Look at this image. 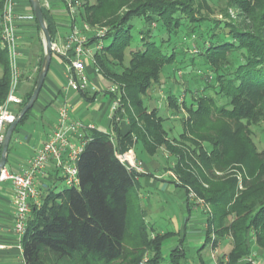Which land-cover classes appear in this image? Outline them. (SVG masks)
Segmentation results:
<instances>
[{
	"label": "trees",
	"instance_id": "1",
	"mask_svg": "<svg viewBox=\"0 0 264 264\" xmlns=\"http://www.w3.org/2000/svg\"><path fill=\"white\" fill-rule=\"evenodd\" d=\"M40 1L52 41H55L59 30L52 8L47 9ZM78 1L82 2L78 18L83 24H88L92 29L107 28L103 38H93L88 46H94L100 40L104 43L101 51L94 52V66L105 81L119 86L118 94H109L112 100L118 95L120 97L121 120L113 122L117 131L114 139L101 131L85 134L88 142L77 163L79 187L59 188L55 182L42 188L41 206L32 208L21 241L25 263L141 264L149 254V264H164L162 249L168 239L167 234L150 238L145 226L137 229L134 234L127 232L129 195L140 173L124 162L121 155L137 144L150 156L157 154L160 148H165L175 158V165L171 169L180 182L178 186L188 194L191 189L199 199L207 204L212 203L218 210L215 216H208L206 240L199 250L200 255L209 245L212 229H216L220 237L214 243L215 247L231 231L232 248L227 255V262L221 264H243L254 249L264 251V182L259 179L264 174V162L257 156L249 133H244L242 126L243 120L248 123L253 121L249 116V98L244 99V93L256 92L251 103L264 99V0H255V5L252 0H228L227 5L237 6L249 13L251 23L247 29L198 17L197 10L202 9V2L208 3V0ZM28 2L33 14L31 1ZM53 2L65 6L58 0H52ZM4 5L5 0H0V15ZM66 11L69 14L67 8ZM78 18L75 21L78 22ZM134 19H142L145 23L141 37L145 50H132L127 63ZM34 22L37 31L41 32L35 17ZM204 25L209 28L201 36ZM220 33L226 39H220L218 43L208 42L205 38L206 34L211 35V38H220ZM180 34H185V38L195 43L198 39L204 41L201 50L196 47L201 51L199 55L205 65L215 76V84L206 86L204 91L214 89L226 102L219 110L216 108L218 115L213 121L212 108L216 104L210 95L204 93L200 96L199 92H192L193 103L188 104L186 94L182 103L179 98L170 94L169 106L176 113L183 106L190 114L188 121L182 120L183 127L185 130L189 129L190 133L183 131L181 140L177 141L170 140L165 119L157 109L150 110L145 105V98L160 82L165 66L173 63L176 57V53L164 54L167 40L157 43L153 40L154 37H177ZM109 39L111 44L106 46L105 41ZM231 55H237L234 57L235 64ZM44 56L42 47V57L32 89L24 96L17 114L32 97ZM195 65L192 62V66ZM0 67L1 106L8 98L11 84L9 55L1 45V28ZM228 69L227 75L225 71ZM206 81L210 82V79L206 78ZM81 95L86 99L88 97L86 92H81ZM33 108L23 117L13 134L8 161L14 152L15 137ZM125 122L128 124H124ZM122 125L127 126L123 129ZM232 142L238 148L235 154L228 152V145ZM185 155L197 158L199 163L190 158L193 163L190 165ZM127 157H130L129 154ZM245 163L246 167L243 166ZM199 164L210 173L215 170L224 171L230 166L241 173L245 170L254 181L228 208L229 202L235 198L237 181L229 176L222 188L212 183L209 187L211 191L200 188L199 178L191 170L192 167L200 168ZM257 170L260 177L255 174ZM210 192L215 194L213 199H206V194ZM226 199L228 201L223 206L222 202ZM230 213L237 214H233L234 221L229 219L230 222H227L226 217ZM226 223L231 225L225 226ZM184 256L183 248L177 247L171 254L170 264H183L180 258Z\"/></svg>",
	"mask_w": 264,
	"mask_h": 264
},
{
	"label": "rangeland",
	"instance_id": "2",
	"mask_svg": "<svg viewBox=\"0 0 264 264\" xmlns=\"http://www.w3.org/2000/svg\"><path fill=\"white\" fill-rule=\"evenodd\" d=\"M42 2L44 6L46 3H49V9L52 8V0H42ZM227 2L228 0H208V3L202 2V9L198 8L200 10H197V15L198 17H205L210 22L222 21L224 23L234 25L235 27L247 29V26H249L251 23V20L249 19V13L247 11H242V9L237 6L232 7L231 4H229L230 6L227 5ZM80 3L82 9V2ZM92 3H94V0L92 1ZM252 4L255 5L256 1L252 0ZM82 12H84V9ZM78 15L79 9L74 15L75 19L78 18ZM74 24H76L80 29H82L84 25L81 20H79V18L78 22L74 21ZM133 26L134 27L132 29L131 34L133 39L132 45L127 51V63L130 59V52L132 50H145V45L141 40L142 33L145 29V23L142 19H134ZM208 28L209 27L207 25H204L202 29L204 33L200 32L202 33L201 36L207 32ZM209 33L210 32H208V34ZM208 34L205 35V38L208 42L218 43L220 39H226V36L222 33H220L219 35L220 38H211V35ZM37 35L38 37H40V40L43 41L42 32L38 31ZM185 37V34H180L177 37H169L168 35L154 37L153 40H155L157 43H161V41L167 40V43L164 44V54L172 55L176 53V57L173 63L165 66L163 74L160 77V82L153 87V89L149 92L148 96H146L145 98V105L150 110L157 109L159 111L160 116L165 119V128L169 132L170 140L175 139L177 141L181 140L180 135L184 133L183 131H185L186 133H190L189 129L185 130V127H183L182 123L183 119H185L186 121L190 119V114H188L187 110L183 106H180L179 112L176 113V111H174L169 106L168 97L170 94H173L175 97L179 98L180 103H182L186 94V100L188 104L193 103L192 92H199L200 96L204 93L206 95H210L214 98L215 104L217 106H214L212 108V111L214 113V117L212 119L213 121L217 119L216 117L218 115V111L216 110V108L219 110V108L226 102L224 99H221L220 95H217L215 93L214 89H211V91L208 92L204 91V88L206 86H213L215 84L214 73L211 72L210 68L205 65L204 61L199 55V53L201 52H199V49L204 46V41L198 39L195 43L193 40H188ZM110 44L111 39L105 41L106 46ZM196 46L199 49H197ZM236 56L237 55L232 56L233 62L234 57ZM52 60L53 62L54 60H58V63H60V60L57 59L54 54L52 55ZM192 62L196 64L194 67L192 66ZM32 68H30L28 64L27 68L22 71L23 81H33L35 77H32L31 79V76L33 75V71L31 70ZM228 72L229 69L227 72L225 71V74L228 75ZM10 74L12 75L11 66ZM1 75L2 69L0 67V76ZM87 77L90 79L88 75ZM206 78H209L210 82H207ZM89 87H92L90 80ZM94 87L96 90V86ZM255 94L256 92L253 94H247V92L244 93V99L246 97L249 98V106L251 107V112L249 116L250 118H252L253 121L252 123H248L246 120H243L242 126L244 128V133H249L252 144L255 147V152L257 156L264 162V99H261V101L259 102L255 101L251 103L252 96H254ZM101 100L107 101L108 98L106 96L99 95V101ZM57 104L58 103H54L52 108H50L49 113L47 114L48 120H51L54 117V112L56 110ZM22 138L24 139V137ZM186 144L192 149V146L189 142H187ZM204 145H206L207 147V144ZM179 147L181 148L182 146ZM141 148L142 147L137 144V146L135 145L131 150V157H129V159L134 168L139 173H143L145 172L143 163L145 162L146 164H148L151 162V160L154 159L157 163L161 164L162 169L157 171L150 170L149 176L147 175L139 177L138 182L135 184L134 188L130 192L127 232L129 234H134L137 232V229L141 228L142 226H145L150 238H153L156 235L167 234L168 239L165 241L162 249V253L164 256V264H170L171 254L173 253V250L180 246L181 248H183L185 254L184 257L180 258L181 263L183 264H221L222 262L226 263L228 260L227 255L232 248V236L230 233L231 231H229V235H226L227 238L221 240L218 247H215L214 243L217 242L220 237L217 235L216 229H212L211 240L209 242V245L205 248L201 255L199 254V250L203 247L206 240L205 225L208 216H215L218 210L215 209L212 203L207 204L203 200L199 199V197L191 189L190 194L187 193L186 197V191L183 188L176 186L174 181H178V179L176 178L173 170L169 171V173L165 172L166 169L169 170L170 168L174 167L175 158L171 156L165 148H160V150H158L157 154H155L153 158H150L147 155H143V150ZM237 149L238 148L233 142L228 145V152H230L231 154H235ZM185 150L187 151L188 149L186 148ZM185 156L189 159L188 161L190 165L193 164L190 158H193L194 161L199 163V160L197 158H194L193 156ZM246 165V163L243 164L244 167H246ZM13 166V158H10L7 162L6 167L11 170ZM199 166L200 168L192 167L191 170L193 174H196L199 178L200 188L203 187L204 189L209 190V187L212 184L218 185L222 188L223 186H225V183L227 182L229 176H231L237 181L235 186V198H233L232 202H229L228 208L234 204L235 199L238 197V195L240 196L242 192H246L248 190L249 185H251L254 181V178H252L250 174L248 175L245 170L241 173L238 170H234V168H231V166L225 169L224 171L215 170L213 173L208 172V170L201 166V164H199ZM255 174L259 175L260 173H258L257 170ZM263 175L264 174H262V176L259 175V177L261 176L259 179L260 181H262V183L264 182ZM152 179L156 181L154 185H152L151 183ZM58 187H66L64 181H60ZM168 187L171 188L169 189ZM42 188L43 187L40 184V189ZM214 195V192H210L206 194L205 197L206 199H213ZM227 201L228 199L224 200L222 202V205L224 206ZM233 214L235 216L237 213ZM233 214L230 213L231 216L229 215L226 217L227 222L229 219L231 220V222L234 221L235 218ZM228 224L229 223H226L225 226L229 227L231 225V223L229 225ZM224 233L226 232L224 231ZM199 255L201 256L203 263L200 261ZM149 256L150 255L147 254L145 258H148ZM249 259L257 260V262H259L260 264H264V251L254 249L252 255L247 258L243 262V264H247ZM0 264H10V262L2 260Z\"/></svg>",
	"mask_w": 264,
	"mask_h": 264
},
{
	"label": "built area",
	"instance_id": "3",
	"mask_svg": "<svg viewBox=\"0 0 264 264\" xmlns=\"http://www.w3.org/2000/svg\"><path fill=\"white\" fill-rule=\"evenodd\" d=\"M58 1L63 2L65 9L69 10L71 24L65 37H61L60 41H52L53 54L60 55L68 61L67 70L69 75L67 76L66 89L85 92L89 88L86 60L91 58L94 63V52L101 51L104 47L101 40L91 47H88V44L93 38H103L107 33V29H92L88 24H84L80 29L74 24V15L81 8L80 1ZM45 6L49 9L50 5L46 3ZM16 10V0H5L3 12L0 15L1 45L9 53L12 72L8 98L5 104L0 107V156L7 129L16 120L18 108L23 103V98L20 96L23 82L22 67L19 62L21 52L16 23L19 20L30 18L28 16H18ZM93 90H95V87H93ZM118 92L117 86H113L109 90L111 94H118ZM121 107V100L118 95L112 100L111 119L114 123L121 120L119 116ZM91 130H94L93 126H87L81 121L72 119L71 107L67 101H63L58 109L54 128L44 145L35 150L32 158L17 173L9 171L7 167L2 171L0 183H8L14 190L16 208L15 225L12 232L14 231L19 237L20 242L26 232L27 221L32 208L41 206L42 189H40V180L46 176L49 166H54L62 171L66 187H79L77 163L88 142L85 133ZM121 158L131 168L135 169L130 160L126 157ZM6 248L5 245L0 244V251ZM20 249L22 250L21 244ZM23 264H26L25 261H23ZM141 264H149V259L146 257ZM247 264L260 263L257 260L249 259Z\"/></svg>",
	"mask_w": 264,
	"mask_h": 264
},
{
	"label": "crops",
	"instance_id": "4",
	"mask_svg": "<svg viewBox=\"0 0 264 264\" xmlns=\"http://www.w3.org/2000/svg\"><path fill=\"white\" fill-rule=\"evenodd\" d=\"M28 1L29 0H16L17 15L28 16L30 18L27 20H19L16 24L19 37V49L21 52L19 62L22 71L27 68L28 64L30 68L33 67L31 69L33 71V75L31 74L32 79V77H36L39 68L44 42L41 41L40 37L37 35L38 31L34 19L32 18L33 15ZM51 5L59 30L55 40L60 41L62 39L61 37H65L69 32L71 19L64 6L55 2L51 3ZM55 56L60 60V63H58V60H54V62L52 60L43 91L26 123L20 128L15 137V148L11 156L14 166L11 169L12 171L7 168L13 173H17L21 167L25 166L34 155L35 150L41 148L47 141L49 134L54 128L57 112L63 101H67L70 105L72 119L77 121L82 120V122L87 121L84 122L85 125L94 127V130L88 131L85 134L91 135L93 131H101L108 133L112 139L116 136L117 131L111 119L112 99L109 94V90L113 85L109 84L98 75L93 61L91 58H88L86 60V74L90 77L89 80L91 81L92 87H89L85 91L88 94L86 99L81 95L80 91L66 89L67 76L69 75L67 70L68 61L60 55ZM34 80L35 78L32 82H22L20 95L22 98L32 89ZM94 86H96L95 91L93 90ZM99 95L106 96L108 100L99 101ZM54 103H58L54 112V117L48 120L47 114ZM124 124L127 123L125 122ZM21 136L24 137V139ZM131 150L121 156L130 160L127 156L129 154L131 157ZM142 153L150 158L154 157L150 156L145 151H142ZM143 164L145 172L140 173L139 177L149 176L150 170L157 171L162 169L161 164L157 163L154 159L148 164L145 162ZM169 171H172V169L165 170L166 173H169ZM60 179H63L62 171L54 166H49L46 171V176L41 178L40 184L42 187H45L46 185H52L56 182L58 186ZM155 182L156 181L152 179V185H154ZM174 183L176 186L179 185L177 180L174 181ZM168 188L170 189L171 187ZM15 208L14 190L11 188L10 184L0 183V244L7 247L5 250L0 251V262L6 260L10 262V264H23L24 259L23 252L20 249V239L14 231L12 232V228L14 229L15 225ZM205 228L207 229L206 225Z\"/></svg>",
	"mask_w": 264,
	"mask_h": 264
},
{
	"label": "water",
	"instance_id": "5",
	"mask_svg": "<svg viewBox=\"0 0 264 264\" xmlns=\"http://www.w3.org/2000/svg\"><path fill=\"white\" fill-rule=\"evenodd\" d=\"M30 1H31L34 17L37 20L40 26L42 35H43L45 56L43 59L42 67H41L31 99L21 109V111L17 114L16 120L7 129L5 141L2 146L1 156H0V176H1L2 171L6 168V165H7L9 147H10L13 134L16 128L18 127L20 121L34 107L37 100L39 99L40 93L43 89L45 80L47 78V75L49 73L51 63H52V55H53L52 37L48 29L45 17L43 15L41 1L40 0H30Z\"/></svg>",
	"mask_w": 264,
	"mask_h": 264
}]
</instances>
